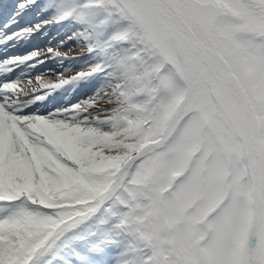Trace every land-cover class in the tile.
Segmentation results:
<instances>
[{
  "label": "snow or ice",
  "instance_id": "snow-or-ice-1",
  "mask_svg": "<svg viewBox=\"0 0 264 264\" xmlns=\"http://www.w3.org/2000/svg\"><path fill=\"white\" fill-rule=\"evenodd\" d=\"M46 2L70 27L103 9L131 55L43 114L98 69L0 79V264H264V0Z\"/></svg>",
  "mask_w": 264,
  "mask_h": 264
},
{
  "label": "rangeland",
  "instance_id": "rangeland-1",
  "mask_svg": "<svg viewBox=\"0 0 264 264\" xmlns=\"http://www.w3.org/2000/svg\"><path fill=\"white\" fill-rule=\"evenodd\" d=\"M48 9L46 0H0V60L8 57H25L33 52L39 53L33 60L18 61L11 66L13 71L7 75L4 69L9 66L6 63L0 64V79H27L31 76L35 83L34 78L38 74H41L45 81H55V74L58 72L71 76L73 73L87 72L93 67L100 70L79 80H72L60 88L52 89L50 95L46 94L42 100L34 102L31 110L41 114L57 107L83 102L99 89L118 82L131 55L126 48L120 46L116 38L118 33L104 23V13L77 5L73 16L79 15L81 18L77 21V26L70 27L68 21L59 24L42 23L50 16ZM12 15L13 18L10 19ZM22 15L26 20L21 19L19 25L14 24ZM11 23L14 25H10ZM36 25H39V28H36ZM78 27H82L83 30H78ZM23 44L25 45L21 46ZM12 45L21 47L6 51V48ZM49 48L61 53L68 51L69 56H55L54 53L47 52ZM4 49L5 52L1 53ZM28 64L32 66H27ZM91 80L92 84H83L85 86L83 94L74 96L73 100L68 98L69 101L66 103L54 102L55 91L61 92L59 96L63 98L62 96L71 95L68 89L73 82L79 85V82ZM82 264H108V256L92 255Z\"/></svg>",
  "mask_w": 264,
  "mask_h": 264
},
{
  "label": "bare ground",
  "instance_id": "bare-ground-1",
  "mask_svg": "<svg viewBox=\"0 0 264 264\" xmlns=\"http://www.w3.org/2000/svg\"><path fill=\"white\" fill-rule=\"evenodd\" d=\"M31 1V0H30ZM7 51V50H6ZM3 52H5V49L4 50H2L1 51V53H3ZM111 57V56H110ZM27 66H32V64H28ZM53 70V69H52ZM98 70H100V69H98ZM23 72V71H22ZM7 73H9V72H5V74H7ZM19 74V73H18ZM92 82H93V80H91V81H87V82H79V85L77 84V83H75V82H73L72 84H70L69 86L71 87V88H69L68 89V92H69V94H71V95H67L66 97H64V96H62L63 98H61L59 95H61V92H56L55 91V95H54V98H55V101L54 102H56V103H58V102H64V103H66V102H68L69 100H73V97L74 96H77V95H81V94H83V91H84V89H85V86L83 85V84H88V83H91L92 84ZM88 86V85H87ZM88 90V89H87ZM70 92H72V93H70ZM58 93V94H57ZM50 95V94H49ZM57 96V97H56ZM68 98H69V100H68Z\"/></svg>",
  "mask_w": 264,
  "mask_h": 264
},
{
  "label": "trees",
  "instance_id": "trees-1",
  "mask_svg": "<svg viewBox=\"0 0 264 264\" xmlns=\"http://www.w3.org/2000/svg\"><path fill=\"white\" fill-rule=\"evenodd\" d=\"M94 9H95L94 11H97L99 13H104L103 9H101V8H94Z\"/></svg>",
  "mask_w": 264,
  "mask_h": 264
}]
</instances>
